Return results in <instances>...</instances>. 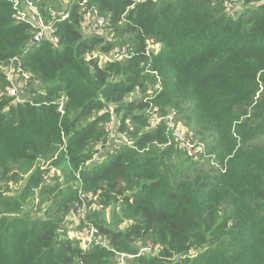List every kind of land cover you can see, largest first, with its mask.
I'll list each match as a JSON object with an SVG mask.
<instances>
[{
  "label": "trees",
  "instance_id": "1",
  "mask_svg": "<svg viewBox=\"0 0 264 264\" xmlns=\"http://www.w3.org/2000/svg\"><path fill=\"white\" fill-rule=\"evenodd\" d=\"M30 1L58 42L29 47L31 28L13 20V0H0V264H116L119 255L125 264H264V0H236L234 17L221 0H89L106 20L101 34L83 31L77 2ZM122 47L128 58L101 61ZM15 56L34 75L22 102L3 94ZM153 73L162 89L152 104L161 116L175 111L216 166L163 147V122L146 129ZM110 107L133 145L98 153ZM39 157L63 182L43 181ZM76 174L96 200L73 228ZM27 202L44 217H29ZM84 225L106 246L84 250L69 237Z\"/></svg>",
  "mask_w": 264,
  "mask_h": 264
},
{
  "label": "built area",
  "instance_id": "2",
  "mask_svg": "<svg viewBox=\"0 0 264 264\" xmlns=\"http://www.w3.org/2000/svg\"><path fill=\"white\" fill-rule=\"evenodd\" d=\"M71 2H77L80 7L79 14L82 16V27L87 28L89 31L93 30V32L97 34H101L104 32L106 27V20L98 15V12L88 7L89 0H68ZM145 0H134L135 4L140 3ZM224 11L234 17L236 15V11L238 10V2L236 0H221ZM37 5L30 0H13L12 9H13V20L17 24H25L31 28L32 38L29 43V47H38L44 40L49 39L53 45H56L58 42V38L53 36L56 29L53 24L48 23L44 20L43 14L37 9ZM31 12V15L28 13ZM50 18L57 16L55 10L49 8L48 9ZM68 17L67 13H62L59 15L58 21H64ZM155 48L154 42L152 39L146 40V54H149ZM89 55V54H88ZM130 54L125 47L119 48L115 53L110 56H101V61H119L125 58H128ZM19 56H15L10 59L9 64L3 67V74L7 81V86L3 90V94L8 98L15 99L17 102H22L20 100V94L23 90L27 89L29 85L32 83L34 79V75L31 72H28L23 69L21 66ZM152 74V73H151ZM156 75V73H153ZM156 85L151 87L148 85V95L144 99L145 103H149L148 107L145 110V115L147 116V128H156L158 124L163 122L165 124V132L167 134V143L162 145L168 146L174 144L177 149H180L185 157L188 159L197 162V163H206L207 161L211 165H217L214 157L210 156L206 151V145L203 142L197 141L195 135L189 129H184L180 127L177 118V114L175 111H170L166 116L160 115V110L158 106H154L151 102V98H153V92L159 93L162 89L161 81L156 75ZM68 98L64 95H60L57 101V113L62 118L65 114V106L67 104ZM105 110L110 113V120L104 123L103 129L106 134V142L103 146L99 145L98 153L106 147L108 148L109 153H113L116 148L120 146L132 147L133 143L127 134L121 133L119 131L120 121L114 115L113 109L105 108ZM128 131H132V128H129ZM62 144L60 146V151H66V138L64 134L61 135ZM96 156V155H95ZM95 156L93 159H95ZM56 159V156L53 158ZM89 163V162H88ZM87 163V164H88ZM36 168H39L42 172L43 181L52 178L54 175L59 177V180L63 182V177L59 169L55 168L51 165L50 161H45L42 157H39L35 164ZM76 178L78 181V201L74 204L73 213L75 219L79 222L85 220L87 201L88 200H96V196L91 194H83L81 191V180L78 174H76ZM90 234L91 239L87 242L89 245L88 248L92 245V243H98L106 246L103 241H100L99 238H93V235H98V231L91 227L89 231H86ZM85 234L83 232L80 233V238L84 237ZM77 237V236H76ZM82 240V239H81ZM88 248H84V250H88ZM152 249L151 244H147L143 249L144 251H150ZM124 255H119V260L116 264H123Z\"/></svg>",
  "mask_w": 264,
  "mask_h": 264
},
{
  "label": "rangeland",
  "instance_id": "3",
  "mask_svg": "<svg viewBox=\"0 0 264 264\" xmlns=\"http://www.w3.org/2000/svg\"><path fill=\"white\" fill-rule=\"evenodd\" d=\"M55 1H58L59 2V5L60 6H62V4H66L67 3V1L68 0H55ZM37 7V6H36ZM37 9L42 13V11L40 10V8H38L37 7ZM53 9V8H52ZM53 11H54V9H53ZM56 12V11H55ZM30 15H31V12H28ZM43 14V13H42ZM83 28V31L86 33V34H93L94 32H93V30H91V31H89L87 28H85V27H82ZM178 123H179V125H180V127H182V128H184V129H188L184 124H183V122L182 121H178ZM18 188V186L16 187V189ZM30 207H31V205L29 204V202H27L26 204H25V209L26 210H28L29 211V209H30ZM116 210H118V208L116 207ZM87 211V210H86ZM86 216V215H85ZM29 217H31V218H43L44 217V207H42L41 208V210H36L35 208H33V209H30V216ZM72 220L71 222H73V226L75 225V223L76 222H78L77 220H74V213H70L69 215H67L66 216V221H67V223H69L70 222V220ZM107 219L109 220V215H108V213H107ZM73 228H75V226L73 227ZM89 228H91V226L90 225H84V226H82V228L80 229V230H78V231H76L74 234H70L69 235V237H75V236H77V237H79L80 236V233L81 232H83L84 234H85V236L84 237H81V239H82V242H81V245H82V247H84V248H88V246L87 245H89L87 242L91 239V237H90V234L89 233H87L86 231H89ZM100 237V241H103V238L99 235V232H98V235H93V238H99ZM104 242V241H103ZM141 242H139V243H137V246L139 247H142L143 245H141L140 244ZM93 244V243H92ZM148 244V243H147ZM146 244V245H147ZM150 244V243H149ZM146 245H144L145 247H146ZM142 247L143 249L145 248V247ZM142 248L140 249V250H142ZM150 253H152V254H154V248H152L150 251H149ZM123 264H125V259H123Z\"/></svg>",
  "mask_w": 264,
  "mask_h": 264
}]
</instances>
